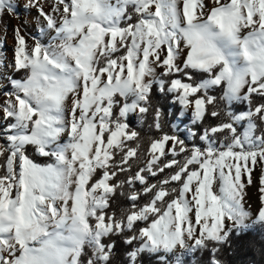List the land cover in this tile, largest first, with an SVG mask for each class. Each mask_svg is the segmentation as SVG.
I'll use <instances>...</instances> for the list:
<instances>
[{
  "label": "snow or ice",
  "instance_id": "obj_1",
  "mask_svg": "<svg viewBox=\"0 0 264 264\" xmlns=\"http://www.w3.org/2000/svg\"><path fill=\"white\" fill-rule=\"evenodd\" d=\"M20 7L0 0V18ZM23 8L36 9L48 42L13 29L8 68L22 75L7 76L0 100V264H118L116 237L126 264L145 255L187 264L198 251L201 264H224L233 231L264 225V0H54L49 10L25 0ZM4 66L0 53V73ZM154 88L181 106L171 132ZM187 113L206 126L199 135L189 128L186 140ZM131 114H150L161 132L146 148ZM117 195L130 206L117 211Z\"/></svg>",
  "mask_w": 264,
  "mask_h": 264
},
{
  "label": "trees",
  "instance_id": "obj_2",
  "mask_svg": "<svg viewBox=\"0 0 264 264\" xmlns=\"http://www.w3.org/2000/svg\"><path fill=\"white\" fill-rule=\"evenodd\" d=\"M20 75V73L16 74L18 77ZM197 78H199V76ZM212 94L219 97L221 95V89H214ZM153 103L155 106H159L165 114L163 131L171 132L172 129L170 125L175 121L179 112L177 103L172 102L171 94H162L155 88L153 92ZM234 107L236 111L239 112L246 109V104L239 103ZM214 122V120H209L207 123ZM204 126L206 125L193 126V129H195L199 135V131ZM133 128L140 132L141 136L145 138V148L147 147L148 137L156 138L161 134L159 130L155 129L150 114L145 116L140 126H135ZM198 135L196 138L197 140ZM28 151L34 156L37 162H48L45 158L37 156L32 148H29ZM128 206H130V202L126 197L117 195L114 208L119 211V208ZM116 239L118 241V264H126L122 253L127 246L124 245L122 238L116 237ZM220 258L224 261V264H264V230L259 226H255L247 230H240L239 234L233 231L229 238V242L222 246ZM203 259L204 256L199 251L194 255L190 254L186 256L187 264H201ZM143 260L144 264H157V257L155 255H145Z\"/></svg>",
  "mask_w": 264,
  "mask_h": 264
},
{
  "label": "rangeland",
  "instance_id": "obj_3",
  "mask_svg": "<svg viewBox=\"0 0 264 264\" xmlns=\"http://www.w3.org/2000/svg\"><path fill=\"white\" fill-rule=\"evenodd\" d=\"M21 7L18 9V16L10 15L5 13L2 18H0V53H3L5 56V66L3 69V72L0 73V100L4 98L3 94L5 92H8L11 90V85L7 80V76H12L13 78H19L16 76L17 73H14L10 68H8V64L11 63L13 58V29L15 26L20 25L27 33H29L32 36H36L38 38H41L45 43L48 42L47 36H41V34L38 32V24L36 21L37 11L35 8L31 9L30 11H25L23 8V4L25 3V0H16ZM42 2L45 5L46 10H49L52 4L54 3V0H42ZM160 71V70H158ZM22 75V73H20ZM173 102V100H172ZM174 103V102H173ZM179 107V112L181 111V106L178 102H176ZM239 103H235L233 105V110L236 111L235 105ZM246 110V109H245ZM238 112V111H237ZM177 114V116H178ZM177 120V117L175 121ZM129 124L130 127L140 126L142 121L140 117L137 114H131L129 116ZM6 122L3 121L2 113H0V130H2L5 126ZM180 124V135L182 138H185L187 140L188 135V129H193V125L190 124V113L185 114L184 117H182L179 120ZM63 142V140L61 141ZM190 142V141H189ZM0 143H6L2 137H0ZM256 175H259V172H256ZM249 197L248 202L251 205V209L253 212H255L256 207L258 206V199H257V192L255 187H250L248 189ZM255 219V216L251 217L246 223L249 225H252V221ZM259 226L264 230V225H253L252 227ZM188 254L187 256H189Z\"/></svg>",
  "mask_w": 264,
  "mask_h": 264
}]
</instances>
